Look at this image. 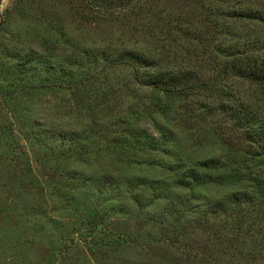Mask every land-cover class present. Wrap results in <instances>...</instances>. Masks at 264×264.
<instances>
[{"label":"rangeland","instance_id":"obj_1","mask_svg":"<svg viewBox=\"0 0 264 264\" xmlns=\"http://www.w3.org/2000/svg\"><path fill=\"white\" fill-rule=\"evenodd\" d=\"M138 5L94 14L82 0H0V264H264L262 243L209 236L229 233L232 220L208 204L263 175L225 155L222 141L241 146L242 134L213 98L196 99L215 108L207 115L192 109L196 100L184 103L185 120L158 113L165 100L148 86L153 69L210 75L206 57L196 56L219 40L218 24L264 53V0ZM135 52L146 63L129 61ZM87 71L94 78L85 81ZM226 89L264 116V89L238 79ZM127 124L174 152L112 148ZM172 154L184 170L222 158L236 185L177 188L173 172L163 173L176 166ZM155 180L166 188L151 190ZM176 215L185 218L174 223Z\"/></svg>","mask_w":264,"mask_h":264},{"label":"trees","instance_id":"obj_2","mask_svg":"<svg viewBox=\"0 0 264 264\" xmlns=\"http://www.w3.org/2000/svg\"><path fill=\"white\" fill-rule=\"evenodd\" d=\"M82 1L89 11L94 14H98L99 12L118 14L124 11H133L135 8H143L138 5L140 0ZM232 14H234V17H237L239 12ZM1 26L2 22H0V28ZM216 27L217 28L214 30L219 31L217 36L221 39L219 38L217 41L215 37L212 36L210 42L208 41L207 43V47H205L206 51L202 50L200 55L196 56L206 57L205 62H208V70L212 72L210 74L211 77L209 74L203 77L199 74L197 69L189 71L180 65L174 67L173 72L168 71V73L153 69L150 76H148V86L151 88L155 99L165 100L162 104H155L158 113L162 115L168 114V116L172 117L174 114L176 119L185 120L187 116L185 115L187 106L184 107V103H186V101L192 102L200 97L201 99L213 98L215 104L221 103L223 112L227 115L226 118L230 120V125L237 128L243 136L241 146L235 141L228 143V145L226 141H222L223 144L218 141L225 155H228L231 166L244 168V166H248V163H253L258 166V169H262L263 175L261 178L249 179L251 180L250 185L246 188H242L236 193H231L226 198L208 204L210 205L209 210H211V213L215 217L225 214L226 217H230L232 220L229 233L219 235L216 232L211 233L210 231L209 236L218 243H221L220 241H223V238L226 237L224 242L227 244H230V242L236 243L237 241L247 242L252 240L251 242L258 241L264 245V116L261 112L260 115L257 114L256 112L258 111L256 109L236 101L237 99L234 100L233 98L235 95L226 91L227 82L231 81V79L241 80L259 90L264 89L263 48L259 47L258 42L250 39L248 40L245 37L238 35L231 37L229 32L225 29L227 27H221L219 24L216 25ZM183 34V36L187 37L190 33L186 31ZM227 35H229V37ZM213 38L216 41L213 40ZM192 55L193 53L191 56ZM116 57L121 62L122 59L120 60L119 58H122V56L116 55ZM127 58L132 62L146 63L144 55L140 53H132L128 55ZM142 58L144 61H142ZM91 77L94 78V74L90 75L89 71H87L85 81L89 80ZM196 101L198 103L192 108L195 109V111L205 115L215 111V108L211 105L202 104L200 103L201 101L198 100ZM231 101L233 103H230ZM176 103L178 106H176ZM194 119L200 121L198 116H195ZM159 127L161 130L164 129L162 126ZM134 128L135 126H130L128 124L123 126L122 129L126 130V135H118L111 139V147L125 153L129 152L131 156H138L145 148H149L150 150L154 149L156 151L161 150V152L163 151L165 153L167 151L168 153L174 152L171 148L167 149L166 147L155 149L158 142H154L157 145L153 142L150 144L145 143V140L143 141L140 135L133 131H127L133 130ZM252 149L253 151H251ZM172 156H174L173 163L176 166L169 164L168 168L163 169V173L170 174L173 172L174 179H172L175 180V186L177 188L191 190L199 187L205 180L213 183L209 185L216 184L220 185V187L225 184L227 186L236 185L233 183L235 180H231L235 178L230 176L227 177L229 179L227 180V178L224 177L223 172H225V164L222 158L211 157L203 161H195L194 166L184 170L181 159H179L177 155L172 154ZM201 171H203V173ZM245 181L248 182L247 179ZM166 186L167 185L163 181L155 180L151 190L162 191L163 187L166 188ZM154 195L156 197L161 196V194L156 195V192ZM156 197L153 198L154 200L152 199L149 201L146 207L157 202L155 200L157 199ZM173 201L174 199H172V202ZM175 201L177 202L176 198ZM175 204L179 205L178 203ZM205 212L207 213V211ZM171 216H173V214H171ZM181 218L185 217L183 215H176L173 222L177 223Z\"/></svg>","mask_w":264,"mask_h":264}]
</instances>
